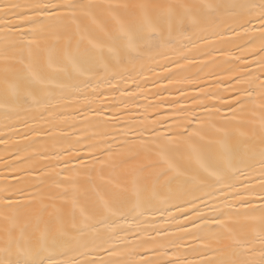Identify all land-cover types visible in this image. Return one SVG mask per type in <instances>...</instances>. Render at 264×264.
Instances as JSON below:
<instances>
[{"label": "snow or ice", "instance_id": "snow-or-ice-1", "mask_svg": "<svg viewBox=\"0 0 264 264\" xmlns=\"http://www.w3.org/2000/svg\"><path fill=\"white\" fill-rule=\"evenodd\" d=\"M0 264H264V0H0Z\"/></svg>", "mask_w": 264, "mask_h": 264}]
</instances>
